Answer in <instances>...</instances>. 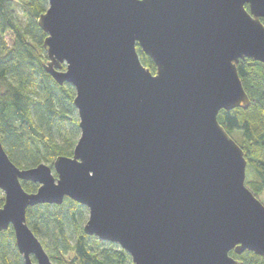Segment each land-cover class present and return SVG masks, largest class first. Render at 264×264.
<instances>
[{
    "label": "water",
    "instance_id": "95a60500",
    "mask_svg": "<svg viewBox=\"0 0 264 264\" xmlns=\"http://www.w3.org/2000/svg\"><path fill=\"white\" fill-rule=\"evenodd\" d=\"M47 3L37 19L43 69L73 87L80 136L72 157L30 169L0 142V232L12 228L23 264H53L27 209L65 198L87 209L85 235L133 264H238L230 251L264 258V205L217 120L250 105L237 65H264V0Z\"/></svg>",
    "mask_w": 264,
    "mask_h": 264
},
{
    "label": "trees",
    "instance_id": "16d2710c",
    "mask_svg": "<svg viewBox=\"0 0 264 264\" xmlns=\"http://www.w3.org/2000/svg\"><path fill=\"white\" fill-rule=\"evenodd\" d=\"M15 4L22 9L24 26L17 20ZM47 6V0H0V142L19 169L72 157L80 136L73 87L57 85L43 69L46 34L37 19ZM136 51L153 73L152 61L139 46ZM237 73L250 105L222 110L217 120L242 150L246 170L252 174L245 186L257 197L264 193V65L243 59ZM21 184L28 193L38 188L30 182ZM3 202L0 194V208ZM87 215L84 206L65 198L61 205L28 208L26 222L53 264H66L69 257L70 264H133L117 245L84 234ZM229 256L238 264H264V258L249 251L239 255L230 251ZM0 264H23L12 228L0 232Z\"/></svg>",
    "mask_w": 264,
    "mask_h": 264
},
{
    "label": "rangeland",
    "instance_id": "374dc122",
    "mask_svg": "<svg viewBox=\"0 0 264 264\" xmlns=\"http://www.w3.org/2000/svg\"><path fill=\"white\" fill-rule=\"evenodd\" d=\"M14 9H15V13H16V16H17V20H18V22H19L22 26H24L25 23H26V20H25V18H24L23 15H22V9H21V7L19 6V4H15ZM232 136H233V138H234L235 140H238V139H239V138H238V135L236 136L235 134H233ZM47 165L52 166V165H50V164H47ZM251 179H252V174H251L250 170H248V171L246 170V174H245V182H246V181H250ZM0 194H1L2 197L4 198L3 193L0 192ZM257 199H258L262 204H264V193H262V194H260V195H257ZM87 217H88V215H87ZM87 217H86V218H87ZM70 259H71L70 257H69V258H66V261H67L66 264H70Z\"/></svg>",
    "mask_w": 264,
    "mask_h": 264
}]
</instances>
